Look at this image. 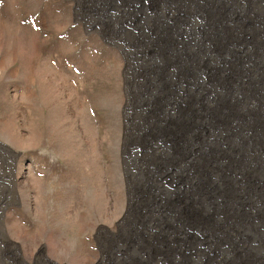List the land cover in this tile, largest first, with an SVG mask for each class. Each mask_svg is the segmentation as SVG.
<instances>
[{"label":"rangeland","instance_id":"rangeland-1","mask_svg":"<svg viewBox=\"0 0 264 264\" xmlns=\"http://www.w3.org/2000/svg\"><path fill=\"white\" fill-rule=\"evenodd\" d=\"M0 133V264H264V0H0Z\"/></svg>","mask_w":264,"mask_h":264},{"label":"crops","instance_id":"crops-1","mask_svg":"<svg viewBox=\"0 0 264 264\" xmlns=\"http://www.w3.org/2000/svg\"><path fill=\"white\" fill-rule=\"evenodd\" d=\"M29 152V151H28ZM8 134L0 133V218L8 219L16 213L29 211L27 200V184L24 181L37 178L40 181V196L47 195L48 188L61 186L62 174L60 165L57 170L48 171L45 150L39 148L35 153H28ZM40 168H33L35 163ZM35 177V178H34ZM57 183H55V182ZM52 182V183H51ZM57 184V185H56ZM25 187V188H24ZM28 190H30L28 188ZM60 210V209H59Z\"/></svg>","mask_w":264,"mask_h":264}]
</instances>
